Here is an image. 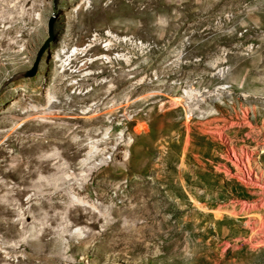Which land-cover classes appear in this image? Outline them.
Listing matches in <instances>:
<instances>
[{
    "label": "rangeland",
    "instance_id": "374dc122",
    "mask_svg": "<svg viewBox=\"0 0 264 264\" xmlns=\"http://www.w3.org/2000/svg\"><path fill=\"white\" fill-rule=\"evenodd\" d=\"M0 264H264V0H0Z\"/></svg>",
    "mask_w": 264,
    "mask_h": 264
},
{
    "label": "water",
    "instance_id": "95a60500",
    "mask_svg": "<svg viewBox=\"0 0 264 264\" xmlns=\"http://www.w3.org/2000/svg\"><path fill=\"white\" fill-rule=\"evenodd\" d=\"M53 38H54L53 19H51L48 22V36L45 39V41L43 42V44L40 46V48L38 49L35 60L33 62V65L30 69H28L25 72V76H33L36 73L37 68H38L37 64H39L42 54L44 53V51L48 47L49 43L53 40Z\"/></svg>",
    "mask_w": 264,
    "mask_h": 264
},
{
    "label": "bare ground",
    "instance_id": "6f19581e",
    "mask_svg": "<svg viewBox=\"0 0 264 264\" xmlns=\"http://www.w3.org/2000/svg\"><path fill=\"white\" fill-rule=\"evenodd\" d=\"M232 154V153H231ZM235 156V155H234ZM233 156V157H234ZM231 157V156H230ZM230 159V158H229ZM234 159V158H233ZM239 159V158H238ZM237 160V159H236ZM231 161V160H230ZM240 163V162H239ZM235 164V163H234ZM237 166H238V168L240 169V175L239 174H237V175H239V176H237L239 179H241L242 181L244 180V181H247V183L249 182V183H255L257 180L250 174V173H247L246 171H244L243 170V168H241V166L237 163ZM228 171V170H227ZM238 179V180H239ZM254 186V185H253ZM259 186V185H258ZM198 220V219H197Z\"/></svg>",
    "mask_w": 264,
    "mask_h": 264
}]
</instances>
